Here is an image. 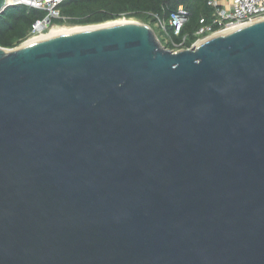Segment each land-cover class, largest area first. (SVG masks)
<instances>
[{
	"label": "water",
	"instance_id": "95a60500",
	"mask_svg": "<svg viewBox=\"0 0 264 264\" xmlns=\"http://www.w3.org/2000/svg\"><path fill=\"white\" fill-rule=\"evenodd\" d=\"M0 264H264V18L0 46Z\"/></svg>",
	"mask_w": 264,
	"mask_h": 264
},
{
	"label": "trees",
	"instance_id": "16d2710c",
	"mask_svg": "<svg viewBox=\"0 0 264 264\" xmlns=\"http://www.w3.org/2000/svg\"><path fill=\"white\" fill-rule=\"evenodd\" d=\"M209 1L211 0H64L59 5L61 18L51 20V24L82 26L134 18L149 24L164 47L174 49L173 44H181L182 48H189L197 39L200 19L209 21L213 15L214 8ZM178 5H183L188 11V20L179 34L175 35L168 24V18ZM45 14L42 10L24 4L7 6L0 14V46H18L28 37L32 24ZM158 19L165 22V31L169 35L167 42L164 32L156 24Z\"/></svg>",
	"mask_w": 264,
	"mask_h": 264
},
{
	"label": "built area",
	"instance_id": "2783aa9c",
	"mask_svg": "<svg viewBox=\"0 0 264 264\" xmlns=\"http://www.w3.org/2000/svg\"><path fill=\"white\" fill-rule=\"evenodd\" d=\"M64 0H11L10 5L24 4L28 7L39 9L46 14L42 19L36 20L31 27L28 37L29 41L33 37L45 35L49 27L53 26L51 20L61 18L59 5ZM209 4L214 8L213 15L209 21L200 19V26L196 31L197 39L191 45L208 36L223 34L233 29L239 28L251 22L264 18V0H211ZM188 20V11L183 5H178L169 14L168 24L173 28L174 34H179L181 28ZM157 26L164 32L165 42L169 40L166 33L165 22L157 20ZM23 41V42H24ZM172 50L182 48L181 44H173Z\"/></svg>",
	"mask_w": 264,
	"mask_h": 264
},
{
	"label": "bare ground",
	"instance_id": "6f19581e",
	"mask_svg": "<svg viewBox=\"0 0 264 264\" xmlns=\"http://www.w3.org/2000/svg\"><path fill=\"white\" fill-rule=\"evenodd\" d=\"M9 1H11V0H9ZM120 22H134V21L127 20V18H120L117 20H112V21H107L105 23L92 24V25H82V26L78 25V26H71V27H64L61 25H53V26L49 27L46 35H43L40 37H33V38L29 39L28 42H33L36 40H40V39H44V38H48V37H53V36H57V35L67 34V33H71V32L81 30V29L98 27V26H102V25H106V24H115V23H120Z\"/></svg>",
	"mask_w": 264,
	"mask_h": 264
},
{
	"label": "rangeland",
	"instance_id": "374dc122",
	"mask_svg": "<svg viewBox=\"0 0 264 264\" xmlns=\"http://www.w3.org/2000/svg\"><path fill=\"white\" fill-rule=\"evenodd\" d=\"M127 20L141 22L140 20H138V19H134V18H130V19H127ZM142 23H144V22H142ZM90 25H92V24H90ZM61 26H64V27H71V26H78V25H72V24L64 23V24H62ZM47 32H48V31L45 32V35L47 34Z\"/></svg>",
	"mask_w": 264,
	"mask_h": 264
}]
</instances>
